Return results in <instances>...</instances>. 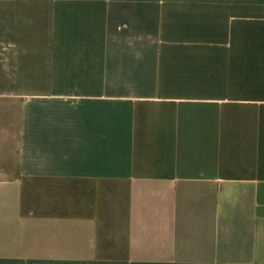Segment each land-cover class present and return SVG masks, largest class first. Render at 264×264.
<instances>
[{
  "label": "crops",
  "instance_id": "crops-1",
  "mask_svg": "<svg viewBox=\"0 0 264 264\" xmlns=\"http://www.w3.org/2000/svg\"><path fill=\"white\" fill-rule=\"evenodd\" d=\"M0 264H264V0H0Z\"/></svg>",
  "mask_w": 264,
  "mask_h": 264
}]
</instances>
